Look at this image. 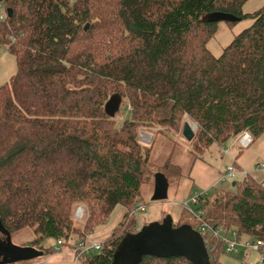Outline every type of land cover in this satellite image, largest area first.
Masks as SVG:
<instances>
[{"label":"trees","instance_id":"1","mask_svg":"<svg viewBox=\"0 0 264 264\" xmlns=\"http://www.w3.org/2000/svg\"><path fill=\"white\" fill-rule=\"evenodd\" d=\"M245 1L0 0V44L16 61L0 86V232L30 228L29 246L53 253L46 239L64 245L81 235L75 203L95 220L121 204L117 227L79 264H192L129 247V211L153 178L152 147L138 128L177 129L185 115L200 154L264 133V6L246 13ZM242 19L252 22L211 54L217 21ZM120 103L130 115L118 123ZM233 180L232 189L198 193L194 208L212 225L264 240V181ZM92 222L85 233L100 223ZM221 251L220 242L208 251L212 264Z\"/></svg>","mask_w":264,"mask_h":264},{"label":"rangeland","instance_id":"2","mask_svg":"<svg viewBox=\"0 0 264 264\" xmlns=\"http://www.w3.org/2000/svg\"><path fill=\"white\" fill-rule=\"evenodd\" d=\"M264 6V0H246L242 6V11L250 13L256 11ZM252 22L251 19H242L234 23H227L224 20L217 21L216 31L211 38L206 42L207 49L211 54L218 56L222 48L228 44L232 37L239 33L242 29L247 27ZM87 25V24H86ZM16 70V61L12 54L6 51V47L0 44V86L8 82L9 78L14 74ZM130 112L126 108L125 104L120 103L115 119L120 123L124 119H128ZM187 122H193L185 115H183L180 125L177 129L160 126H140L138 128V141L144 145H151V157L149 165L153 178L150 182L144 183L141 186V198L138 203L132 207L129 211L128 218L135 221L133 230L135 232L141 230L145 226L157 223L163 229L173 228L177 222L182 224L186 223L191 228L197 230L195 218L187 208L195 209L194 205L189 202L190 196L195 193V186L191 180V170L194 160L199 157L194 155H200L202 160L207 161L215 165L217 161L221 163L222 177L220 187L225 189H232L231 181L226 177V166L231 164L233 160V166L237 169H242L237 166V163L245 166L243 169L246 174H237L235 180H239L243 176H246L248 172L257 181H261L264 178V169L259 170V173H253L252 167L264 162V133L257 137L252 143L246 147H242L238 144L237 135L234 138L229 139L224 145L211 144L204 154H200V151L193 149V143L186 140L181 134L182 124ZM195 125V123L193 122ZM196 125L194 127V131ZM165 131V132H162ZM145 134V135H143ZM239 155L234 156L239 151ZM170 157L169 168L166 170L156 169V166L162 165L167 158ZM237 158V159H236ZM237 162V163H236ZM162 170L163 175L168 181L167 197L164 200L153 201L151 195L154 187V172ZM213 189H208L211 192ZM139 205H143L144 209H138ZM186 205V206H185ZM127 210L123 205L117 204L109 213L103 217L98 215L96 220L91 219V209L86 202H77L72 209V215L74 217L75 224L79 227V237H73L71 241L66 240L64 245L53 253H42L34 258L28 260H17L9 257L0 259V264H79L75 261L74 255H72L71 248L76 242L81 240L96 241L103 246L105 240L114 231L119 222L122 219V215ZM100 222L93 226L92 231L85 233V225L87 220ZM130 220V221H131ZM92 222V223H93ZM221 227H225L220 225ZM132 230V226L130 227ZM220 236L224 235V232L220 230ZM231 236L229 235V238ZM79 238V240L77 239ZM0 243L7 247L9 244L14 246H29L30 241L33 239V233L30 228H23L15 233L0 232ZM241 241L252 240L251 237H240ZM45 246L55 248V241L46 239L44 241ZM264 257L263 249H250L244 247H237V252H227L224 247L219 253V264H262Z\"/></svg>","mask_w":264,"mask_h":264},{"label":"water","instance_id":"3","mask_svg":"<svg viewBox=\"0 0 264 264\" xmlns=\"http://www.w3.org/2000/svg\"><path fill=\"white\" fill-rule=\"evenodd\" d=\"M6 13L10 16L11 8H6ZM86 27L87 25L84 26V29ZM112 105L113 103L110 102L109 106L112 107ZM111 113H114V110ZM181 134L188 141L192 140L194 136V131L187 121L182 124ZM232 184L234 185V181ZM167 190V178L162 173L157 172L154 176L151 199L153 201L166 199ZM1 229L0 225V231H2ZM128 244L137 253L144 250L165 257L181 256L192 264H212L202 236L197 230L188 225L163 229L160 224L154 223L133 233ZM4 246L0 243V259L9 257L17 260H28L43 253L31 246L22 247L11 244L7 247ZM262 264H264V257Z\"/></svg>","mask_w":264,"mask_h":264},{"label":"built area","instance_id":"4","mask_svg":"<svg viewBox=\"0 0 264 264\" xmlns=\"http://www.w3.org/2000/svg\"><path fill=\"white\" fill-rule=\"evenodd\" d=\"M189 123V122H188ZM192 130L194 129L195 125L193 122L189 123ZM194 131V130H193ZM145 135V134H143ZM238 144L242 147H246L252 141V137L248 132H243L238 137ZM261 168H264V163H261ZM226 177L229 179H235L237 174L245 175L246 172L243 169H237L233 166V160L231 164L226 166ZM190 203L196 204L198 202V194H194L190 197ZM186 206V205H185ZM138 209L143 210L144 206L139 205ZM193 217L196 219L197 231L202 236L203 242L207 251H211L214 249L217 242H220L222 247L229 252L235 251L237 252V247H244L250 249H263L264 248V240L263 239H256L253 238L252 240L248 239L245 241H241L240 237L238 236L237 232L234 229H228L226 227H221L220 225H212L208 221L203 218V210L202 209H189L187 208ZM220 230L224 232L223 236H220ZM229 235L231 236L229 238ZM62 246V241L57 240L55 243V250H58ZM102 248L101 243L96 241L88 240H81L76 242L72 245L71 252L74 255L75 261L83 259V257L90 252L98 251Z\"/></svg>","mask_w":264,"mask_h":264},{"label":"crops","instance_id":"5","mask_svg":"<svg viewBox=\"0 0 264 264\" xmlns=\"http://www.w3.org/2000/svg\"><path fill=\"white\" fill-rule=\"evenodd\" d=\"M238 153L235 154L234 156L238 155ZM202 154H204V153H202ZM217 162H218V164L216 163L215 165H213L211 163H208L205 160H202L201 156H199V158H196L194 160L192 170H191L192 176L190 177L191 180L193 181L194 186H195V189H194L195 193L194 194H198L201 192L206 193V192H208V189H212L213 187H220V182H221V180H223V179H221V177L223 175L221 173L222 172L221 171V163L219 161H217ZM262 163H264V162H262ZM242 164L243 163H241V164L237 163V166L239 168L245 169V166H243ZM260 165L257 164L255 167L251 168L253 173H256V174L259 173V170L261 168ZM263 169L264 168H261V170H263ZM248 174H250V173L248 172ZM242 178H240V179H242ZM233 181L234 180H232L230 183L231 186H233V184H232ZM261 181H264V178Z\"/></svg>","mask_w":264,"mask_h":264}]
</instances>
